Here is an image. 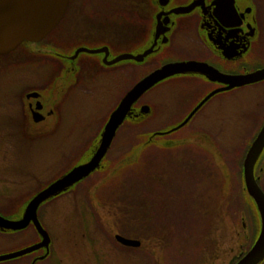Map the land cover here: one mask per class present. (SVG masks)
Returning <instances> with one entry per match:
<instances>
[{"label": "rangeland", "instance_id": "obj_1", "mask_svg": "<svg viewBox=\"0 0 264 264\" xmlns=\"http://www.w3.org/2000/svg\"><path fill=\"white\" fill-rule=\"evenodd\" d=\"M58 34L57 30L52 32L50 41ZM31 59L26 67L10 73L3 70L5 75L0 82V211L7 219L17 217L21 196L36 192L65 166L83 158L92 145L91 137L99 132L109 112L134 83L132 75L115 73L92 84L89 71L80 70V87L64 106L61 127L19 126V99L10 86L26 79L33 82L28 86L43 84L45 74L50 80L57 74L52 65L56 62L51 64V59ZM4 62L0 63L1 69L7 64ZM261 90L264 96V89ZM221 97L229 104L206 125L220 145H204L203 157L196 156L199 151L182 145L160 148L148 144L141 150L140 145L152 130L126 123L116 132L108 156L101 163L108 173L96 171L99 173L94 177L73 186L74 192L40 208L42 222L56 235L58 227L53 225L61 220L64 224L84 220L83 233L96 242H92V264H230L258 234L254 208L243 186L242 163L252 132L257 129L251 121L257 119L260 108L256 106L257 93L245 87ZM214 122L222 129L211 130ZM207 157L211 161L207 162L209 167L217 163L222 175L218 169L212 173L211 167L204 166ZM120 160L124 166H118ZM191 168L199 176L193 189L189 181L196 175H186ZM207 172L213 174L212 178ZM92 180L97 183L93 191ZM222 180L223 188H214ZM190 189L192 205L187 206L184 199L190 196ZM86 222L89 226L92 222L91 228L86 227ZM116 229L139 240L140 248L110 246L105 252L97 246L100 232L108 236ZM26 235L27 241L35 239L30 231L0 235V256L18 251L27 243L23 239ZM82 251L81 261H88L90 249ZM58 258L53 252L48 259L59 264ZM0 264L27 263L7 260Z\"/></svg>", "mask_w": 264, "mask_h": 264}, {"label": "flooded vegetation", "instance_id": "obj_2", "mask_svg": "<svg viewBox=\"0 0 264 264\" xmlns=\"http://www.w3.org/2000/svg\"><path fill=\"white\" fill-rule=\"evenodd\" d=\"M66 4L62 18L51 31V33L59 31L54 41H50V33L37 43L23 42L9 54L0 56V63L3 61H5L4 64L7 63L2 69L0 66V82L5 75L3 70H8L10 73L26 67L31 64V57L51 59L49 60L51 64L56 62V65L52 64L53 71L57 72L51 77L52 81L48 79L49 74H45L43 84L36 83L28 86L27 84L32 81L26 79L10 86L13 88L14 96L19 99L16 111L19 126L31 124L42 127L52 126L51 128L61 127L64 106L73 92L80 87L78 77L83 70L89 71L92 84L97 80L102 82L103 77L122 73L127 76L132 75L134 81L132 86H134L151 72L171 63L206 64L208 68L228 76L250 74L264 68V0H68ZM79 49L92 50V53L81 51L77 54L76 51ZM120 56L126 58H120ZM45 63L49 64V62ZM23 78L22 76L21 80ZM54 83H57L58 89ZM225 87L227 84L199 72L169 76L153 85L132 104L129 114L117 129L124 128L126 123L142 129H151L152 131L148 132L145 141L139 147L141 150V146L146 148L148 144H155L160 148L182 145L189 150L199 151L196 156L203 157L204 145L219 144L217 136L214 138L211 135L212 131L206 129V125L229 104L221 95L245 87L257 93L259 101L256 102V106L260 108L257 119L251 121L257 129L252 132L248 150L264 124V96L261 92V89H264V79L256 83L233 87L228 91L220 90ZM112 111L105 118L99 132L91 137L92 145L83 158L65 166L64 170L57 173L49 182L42 184L36 192L23 195L24 198L21 196L23 199H20L17 204L18 209L21 210L16 218H11L12 221L21 219L26 205L36 193L75 166L89 160L98 146L102 130ZM212 126L211 130L214 127L222 129L216 126L215 122ZM216 134L218 135V132ZM113 142L114 139L111 145ZM111 145L101 160L99 168L80 181L94 177L102 171L108 173V168H102L101 163L105 157L107 158ZM207 162L209 164L211 162L208 157L204 162V166L207 165L208 168ZM123 164L124 162L120 160L118 166ZM210 167L212 173L214 169L219 170L217 163ZM109 168L112 169V166ZM100 169L102 170L99 171ZM96 171L99 172L96 173ZM219 172L222 175L223 171L219 170ZM112 173L111 170L109 175ZM194 174L196 179L192 178L189 181L192 189L197 184L198 172L195 170L194 173L192 168L187 170L186 175L189 177H194ZM253 175L264 192V185H262L264 183V148L255 162ZM208 176L212 178L213 174L208 173ZM94 181L92 180V191L97 188V183ZM78 183L73 186L75 187ZM222 184L223 180L214 188L220 190L223 188ZM73 186L58 196L42 202L38 207V221L49 238L47 248L41 247L10 260H25L27 264H52L48 258L54 252L59 256V264H92V250L96 242L83 233L84 220H78V222L76 220L74 224H64V220H61L53 225L58 227V233L55 235L39 217L40 208L51 205L64 194L74 192ZM188 193L190 196L187 195V199L185 197V205L191 206L193 199L191 189ZM1 214L0 211V217ZM88 226L89 223L86 222V227ZM91 226L92 222L89 227ZM259 230L260 228L258 234ZM29 231L35 239L27 241L26 235L23 239L27 243H23L22 247L17 249L20 251L39 244L42 240L32 223L16 231L0 228V235L13 236L27 234ZM115 231L108 236L100 232L97 246L105 252L110 246L126 250L129 247L140 248L139 240L125 236L121 230ZM118 235L137 241L138 245L136 247L122 245L116 238ZM92 242L95 243L92 244ZM86 247L90 249V254L87 256L89 260L82 262L80 257L85 252L82 250ZM243 252L244 250L236 257L241 256ZM263 263L264 260L260 264Z\"/></svg>", "mask_w": 264, "mask_h": 264}, {"label": "water", "instance_id": "obj_3", "mask_svg": "<svg viewBox=\"0 0 264 264\" xmlns=\"http://www.w3.org/2000/svg\"><path fill=\"white\" fill-rule=\"evenodd\" d=\"M67 2L68 0H0V56L9 54L23 42L37 43L45 38L62 18ZM81 51L92 53V50L87 49H79L76 52L78 54ZM120 58L126 57L120 56ZM186 72L206 74L213 80L227 84V87L220 89L227 91L233 87L256 83L264 79V68L250 74L228 76L208 68L206 64L195 62L166 64L153 71V73L151 72L122 96V99L110 114L102 130L98 146L88 161L75 166L69 172L36 193L26 205L21 219L12 221V219L7 220L2 216L0 217L1 229L16 231L32 223L42 237L39 244L32 245L17 252L2 254L0 256V262L14 259L41 247H44V249L47 248L49 238H47L48 235L41 228L37 218L39 205L65 192L73 184L78 183L99 168L101 160L104 158L115 137L117 128H119L123 119L129 114L132 104L144 92L169 76ZM263 148L264 124L252 144H250L242 163L244 190L247 197L250 198L256 207L260 223V227L258 228L260 230L251 248L235 264H260L264 260V192L257 184L256 178L253 175L255 162L259 153L263 151ZM116 238L125 246L130 245L136 247L138 245L137 241L128 240L119 235Z\"/></svg>", "mask_w": 264, "mask_h": 264}, {"label": "trees", "instance_id": "obj_4", "mask_svg": "<svg viewBox=\"0 0 264 264\" xmlns=\"http://www.w3.org/2000/svg\"><path fill=\"white\" fill-rule=\"evenodd\" d=\"M241 175V174H240ZM250 202H251V205H252V207L254 208V217H256V231H257V233H258V227H259V223H258V214H257V211L255 210V207H254V203L251 201V200H249ZM243 210V209H242ZM252 244H253V241H252V243L244 250V252H246V251H248V249H250V247L252 246ZM243 252V253H244ZM243 253H242V255H243ZM242 255L241 256H238V257H235L233 260H232V262H231V264H235L236 262H237V260H239L240 259V257H242Z\"/></svg>", "mask_w": 264, "mask_h": 264}, {"label": "bare ground", "instance_id": "obj_5", "mask_svg": "<svg viewBox=\"0 0 264 264\" xmlns=\"http://www.w3.org/2000/svg\"><path fill=\"white\" fill-rule=\"evenodd\" d=\"M258 214V213H257Z\"/></svg>", "mask_w": 264, "mask_h": 264}]
</instances>
